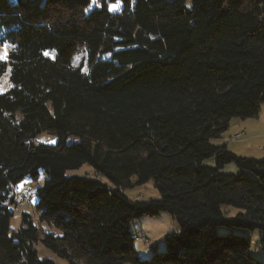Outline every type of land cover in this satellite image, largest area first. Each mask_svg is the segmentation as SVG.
Masks as SVG:
<instances>
[{"label":"trees","instance_id":"1","mask_svg":"<svg viewBox=\"0 0 264 264\" xmlns=\"http://www.w3.org/2000/svg\"><path fill=\"white\" fill-rule=\"evenodd\" d=\"M100 4L0 0V264H54L40 249L68 264H263L248 234L264 251V160L214 141L264 105V0ZM84 165L94 178L67 175ZM25 180L33 213L12 231ZM149 182L159 199L126 197ZM164 213L178 230L141 260L132 223Z\"/></svg>","mask_w":264,"mask_h":264},{"label":"rangeland","instance_id":"2","mask_svg":"<svg viewBox=\"0 0 264 264\" xmlns=\"http://www.w3.org/2000/svg\"><path fill=\"white\" fill-rule=\"evenodd\" d=\"M101 0H96L94 3L93 0H90V7L88 8L89 11L93 9H100ZM112 4H116L117 7L113 10H109V6ZM108 12L111 14H120L122 11V5L120 2L116 3H108L107 5ZM11 47H8V53L11 51ZM0 50H2V47H0ZM83 53L79 52L74 55V63L75 65H79L81 62V59L83 58ZM78 57V59H77ZM84 71L87 70L86 63L84 64ZM11 87V84L9 82V71H7L3 77L0 80V95L5 94ZM244 122L245 125L248 126V131L240 130L237 131V126L239 124H242ZM236 133V134H235ZM234 135H240L241 137L237 140L233 139ZM221 138L225 139L226 143H229L228 145L236 146L238 149L239 154H236L228 148V151L238 157L243 158H251L255 160H264V105L261 106L260 113L257 118L254 119H247V120H240V119H232L229 123L228 130L221 136ZM38 142L52 145L56 143V138L42 134L38 137ZM217 141H214L215 145ZM222 145V144H221ZM225 145V143H223ZM241 151V152H240ZM255 157V158H254ZM231 169H235L234 165H227L225 167V171L231 172ZM68 176H87L90 178H94L95 174L94 171L87 165H84L79 170L75 171H69ZM101 180V179H100ZM44 181V178L42 175L39 176V179L37 181V185L41 186ZM34 183H30L29 180H25L23 183H21L18 186L19 194H21L24 190L29 188H34ZM125 195L130 200H139L142 202L148 201V200H156L159 199V193L154 189L153 184L151 182L139 186V187H133L131 189H127L125 191ZM14 215L10 221V227L12 231H16L20 226V215L23 211L25 212H32L28 207L26 206H17L15 207ZM230 216H234L235 211L231 210L228 212ZM132 231L136 233V236L138 240L135 241V249L137 252V255L141 258V260H148L152 257V248L151 246L157 245L158 251H162L163 249V243L162 240L164 236L170 233H174L178 230V226L176 223L172 220V218L168 214H161L159 217L155 218H142L141 220L135 221L132 223ZM251 238L252 242V255L259 260L261 263L264 264V251H260L256 249V243L260 239V233L254 232L251 234H248ZM40 255L43 257H47L51 259L54 264H68L65 260L56 258L55 256H52L46 251H43V249H40Z\"/></svg>","mask_w":264,"mask_h":264},{"label":"built area","instance_id":"3","mask_svg":"<svg viewBox=\"0 0 264 264\" xmlns=\"http://www.w3.org/2000/svg\"><path fill=\"white\" fill-rule=\"evenodd\" d=\"M241 136L235 135L233 139L237 140ZM12 188V187H11ZM13 190V202L15 207L17 206H26L28 208H32L33 205V190L29 188V190L23 191L21 194H19V190L17 188H12ZM33 192V193H32Z\"/></svg>","mask_w":264,"mask_h":264},{"label":"crops","instance_id":"4","mask_svg":"<svg viewBox=\"0 0 264 264\" xmlns=\"http://www.w3.org/2000/svg\"><path fill=\"white\" fill-rule=\"evenodd\" d=\"M246 130V131H248V126L247 125H245L244 124V122L242 123V124H239L238 126H237V131L236 132H238V131H240V130ZM239 133V132H238ZM236 134V133H235ZM235 136V135H234ZM223 143H225V146L227 147V149L228 148H230V150L232 151V152H234V153H236V154H239L238 153V151H236L237 149H238V147H236V146H232V147H230L231 145H228L229 143H226V141H225V139H223V138H221V139H219V140H217V142H216V144H218V145H223ZM241 152V151H240ZM264 154V153H263ZM255 158V157H254ZM232 171H234V169H231Z\"/></svg>","mask_w":264,"mask_h":264},{"label":"snow or ice","instance_id":"5","mask_svg":"<svg viewBox=\"0 0 264 264\" xmlns=\"http://www.w3.org/2000/svg\"><path fill=\"white\" fill-rule=\"evenodd\" d=\"M93 2L95 3L96 0H93ZM116 7H117L116 4H112L109 6V10L111 11V10L115 9ZM8 47H9V45H7V44L2 45V50H0V62H6L7 61V59H8ZM45 55H48V53L46 52ZM77 59H78V57H77Z\"/></svg>","mask_w":264,"mask_h":264}]
</instances>
